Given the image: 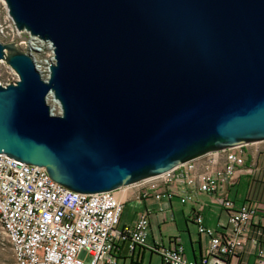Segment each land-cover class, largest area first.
Masks as SVG:
<instances>
[{"label":"water","instance_id":"1","mask_svg":"<svg viewBox=\"0 0 264 264\" xmlns=\"http://www.w3.org/2000/svg\"><path fill=\"white\" fill-rule=\"evenodd\" d=\"M5 2L56 62L0 39V153L93 194L264 140V0Z\"/></svg>","mask_w":264,"mask_h":264},{"label":"built area","instance_id":"2","mask_svg":"<svg viewBox=\"0 0 264 264\" xmlns=\"http://www.w3.org/2000/svg\"><path fill=\"white\" fill-rule=\"evenodd\" d=\"M2 1L8 19L0 23V39L29 51L48 77L56 61L53 43L19 30ZM13 72L15 77L8 83L18 79ZM241 177L249 179L250 188L264 184V140L211 152L166 173L93 194L75 192L52 179L43 167L0 153V229L12 252L9 264H115L118 242H128L132 249L144 246L151 224L147 209L121 227L125 203L174 197L197 206L193 221L209 242L199 262L188 260L178 238L168 246H157L163 264H227L243 252L244 240L251 234L252 240L254 234L264 237V199L238 202L234 197ZM194 193L208 194L225 211L223 229L204 223V203ZM255 264H264L261 247Z\"/></svg>","mask_w":264,"mask_h":264},{"label":"crops","instance_id":"3","mask_svg":"<svg viewBox=\"0 0 264 264\" xmlns=\"http://www.w3.org/2000/svg\"><path fill=\"white\" fill-rule=\"evenodd\" d=\"M243 182L245 190L244 193H240V186ZM194 196L204 203V223L210 227L223 229L222 225L227 221L225 211L218 204L214 203L208 194L194 193ZM234 197L238 202L249 198L264 199V192L256 191L253 194L249 187V179L241 177L234 189ZM129 202L135 205L138 204L139 209L134 212L133 217L129 221L123 222L124 214H122L120 226L132 224L137 216L147 209L150 212L151 224L144 246H136L132 249L128 242H118L114 252L116 257L115 264H163L161 254H159L156 247L162 245L168 246L172 243V239L176 238L183 245L189 261L199 262L201 260L209 238L207 235L198 232L197 226L193 221L194 210L197 208L194 203L187 202L183 204L178 197H174L171 200L163 198L151 202H140L131 199L125 203L123 213ZM176 207L179 209L178 213ZM160 209H163V211L161 212ZM262 224H264V217ZM219 225L221 226L219 227ZM251 235L244 240L243 252L227 260V264L256 263L258 248L261 247L264 251V237L254 234L255 240H252Z\"/></svg>","mask_w":264,"mask_h":264},{"label":"rangeland","instance_id":"4","mask_svg":"<svg viewBox=\"0 0 264 264\" xmlns=\"http://www.w3.org/2000/svg\"><path fill=\"white\" fill-rule=\"evenodd\" d=\"M5 1V0H4ZM8 13L6 9L5 3L0 0V23H4L5 20H7ZM45 57L43 56L42 59ZM15 77V73L12 70V67H10L4 60H0V81L2 84H7L9 81H11ZM54 95V94H53ZM55 97V96H54ZM49 104L52 106L53 111L55 113H59L61 109L55 108L54 101L51 99V101L48 99ZM245 190V184L244 182L240 186V193H244ZM139 206L138 204L135 205L132 202H129L127 206L125 207V212L123 215L122 221H129L132 217L135 211H138ZM177 213L179 212L178 207H176ZM187 216H189L187 214ZM12 252L10 249V245L7 242V239L5 237V234L0 229V264H9L12 261Z\"/></svg>","mask_w":264,"mask_h":264},{"label":"bare ground","instance_id":"5","mask_svg":"<svg viewBox=\"0 0 264 264\" xmlns=\"http://www.w3.org/2000/svg\"><path fill=\"white\" fill-rule=\"evenodd\" d=\"M22 31H24V30H22ZM55 48V47H54ZM55 60H56V56H55ZM56 62V61H55ZM54 62V63H55ZM50 100L51 101V99L54 101V104H55V108H57V109H61V105H60V102H59V100L58 99H56L55 97H54V95H53V93H50L49 95H48V98H47V100ZM49 103V102H48ZM52 107V106H51ZM53 109V108H52Z\"/></svg>","mask_w":264,"mask_h":264},{"label":"trees","instance_id":"6","mask_svg":"<svg viewBox=\"0 0 264 264\" xmlns=\"http://www.w3.org/2000/svg\"><path fill=\"white\" fill-rule=\"evenodd\" d=\"M252 193L254 194L256 191H259V192H264V185L263 184H258V183H254L252 185Z\"/></svg>","mask_w":264,"mask_h":264}]
</instances>
